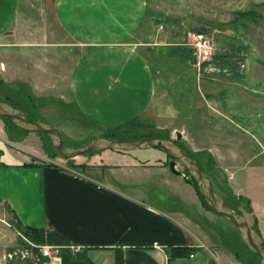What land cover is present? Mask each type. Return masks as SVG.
<instances>
[{"label": "crops", "instance_id": "1", "mask_svg": "<svg viewBox=\"0 0 264 264\" xmlns=\"http://www.w3.org/2000/svg\"><path fill=\"white\" fill-rule=\"evenodd\" d=\"M51 5L49 32L42 24L47 19L28 28L20 0H0V90H24L37 105L38 98L59 94L68 108L105 129L143 119L215 130V69L199 64L215 61V53L196 57L185 31L166 24L159 29L149 0H51ZM29 72L47 81L39 93L22 81ZM233 104L225 103L222 112ZM36 132L13 139L0 118V202L23 224L67 240L59 264L87 259L114 264L117 248L123 264H243L233 236L230 241L217 229L230 226L160 155L150 159L104 149L108 158L85 162L91 168L83 172L41 163L38 145L29 144L39 138ZM212 143L208 148L215 154ZM172 246H191L193 256L171 257Z\"/></svg>", "mask_w": 264, "mask_h": 264}, {"label": "rangeland", "instance_id": "2", "mask_svg": "<svg viewBox=\"0 0 264 264\" xmlns=\"http://www.w3.org/2000/svg\"><path fill=\"white\" fill-rule=\"evenodd\" d=\"M20 1L22 15L29 19L28 28L34 30L38 19H47L42 24L44 29L47 28L50 32L53 18L51 0ZM149 7L150 10H154V20L159 29L163 27L162 24H166L172 25L173 29L185 31L187 40L196 48V57L198 55L206 57L211 53L219 55L215 57V61L211 58L199 60L202 69H215V130L197 129V126H200L195 123L143 119L105 129L68 108L59 94L49 98H38L37 105L34 96L24 90L1 89L0 99L23 109L34 118L56 126L63 141L71 146L84 144L91 137L106 133L118 137L126 135L143 137L142 135L150 134L176 139V131L179 130L181 138L178 142L199 160L211 177L215 191L222 196L228 206L237 207L246 217L255 237L257 226L264 240V0H149ZM194 27L207 29L204 36L210 40V45L196 43ZM31 66L34 67L35 64L31 63L29 67ZM48 66H44L45 70L49 68ZM21 78L23 82L25 79L28 80L27 84L37 93L47 83L42 82L35 72H29ZM59 86L64 87L63 80ZM43 91L45 90L41 92ZM61 93L64 94L65 91ZM43 94L45 93L40 95ZM232 100L234 104L229 105L230 108L223 113L222 111L228 108L225 103L228 104V101L231 103ZM56 108H60L62 112L56 111ZM0 118L13 139L23 138L29 131L12 120L11 122L6 116ZM36 133L39 138L29 140V144L38 145L40 162L69 165L71 161L99 163L103 160L102 157L108 158L102 155V150L64 157L60 155L48 135L39 131ZM212 142H215V154L208 148ZM106 151V153L128 151L150 159L160 155L162 161L169 160V157L157 147ZM98 165L95 164L93 168L96 173ZM176 167L181 171L183 179L184 176L192 179L183 166L176 164ZM150 179L156 180L158 177L151 176ZM183 183L194 189L192 183L186 181ZM246 198L249 199L251 211L247 209ZM156 203L164 205L160 199ZM210 211L230 226V231L221 225L217 226V229L229 237L230 241L233 236L232 244L235 246L237 259L243 264H260L258 257L243 244L234 225ZM252 214L256 216V226ZM21 229L22 226L13 211L0 202V264L60 263L61 250L65 249L66 243L51 237H47L44 242L33 241L21 232Z\"/></svg>", "mask_w": 264, "mask_h": 264}, {"label": "water", "instance_id": "3", "mask_svg": "<svg viewBox=\"0 0 264 264\" xmlns=\"http://www.w3.org/2000/svg\"><path fill=\"white\" fill-rule=\"evenodd\" d=\"M0 116H8L15 124L26 129L44 131L60 155L64 157H74L78 154L104 149L133 150L150 147L161 149L169 157V169L173 173L180 174L181 171L176 167V164L186 168L210 209L234 224L242 241L252 252L258 255L260 263L264 264V246L252 235L246 217L225 204L222 196L215 191L209 174L199 164L198 160L176 141L181 138L179 130L176 131V139L156 136L118 137L114 135H97L91 137L84 144L71 146L63 141L62 135L56 126L28 116L23 109L3 99H0ZM184 179L187 182L191 181L190 177L184 176Z\"/></svg>", "mask_w": 264, "mask_h": 264}, {"label": "trees", "instance_id": "4", "mask_svg": "<svg viewBox=\"0 0 264 264\" xmlns=\"http://www.w3.org/2000/svg\"><path fill=\"white\" fill-rule=\"evenodd\" d=\"M193 31H195V32H205V31H207V29H205V28H202V27H194L193 28ZM215 57H219V55H215ZM10 103V102H9ZM26 114L28 115V116H30L27 112H26ZM30 117H32V116H30ZM6 118H8L10 121H11V119L8 117V116H6ZM32 118H34V117H32ZM12 122V121H11ZM39 132H41L42 134H46L44 131H39ZM47 135V134H46ZM106 135H108L107 133H106ZM111 135H115V134H111ZM143 137H148V136H156V137H165V138H168L167 136H162V135H150V134H146V135H142ZM119 137H132V136H130V135H126V136H119ZM177 142H178V140H176ZM179 143V142H178ZM181 146H183L181 143H179ZM184 147V146H183ZM57 149V148H56ZM186 149V148H185ZM116 150H119V149H116ZM187 150V149H186ZM188 151V150H187ZM189 152V151H188ZM88 153H90V152H88ZM168 156V155H167ZM198 160V159H197ZM198 162H199V160H198ZM41 163H43V162H41ZM43 164H52V163H43ZM162 164L163 165H168V161H166V160H163L162 161ZM199 164L201 165V163L199 162ZM71 167H73V168H75V169H77V170H79V171H86V169L90 166L89 164H87V163H85V162H77V161H71V163L69 164ZM202 166V165H201ZM185 170L188 172V170L185 168ZM189 173V172H188ZM193 179V178H192ZM191 179V183H192V185L194 186V189H195V191H196V193H197V195H198V197H199V199H200V201L202 202V204L206 207V208H208V209H210V207L208 206V204L206 203V201L204 200V197H203V195L198 191V189H197V187H196V184H195V182L193 181ZM224 202H225V200H224ZM245 202H246V204H248L247 205V209H248V211H251V207H250V205H249V199L248 198H246V200H245ZM225 204H226V202H225ZM233 209H235L237 212H239V213H241L240 211H239V209L237 208V207H235V206H231ZM14 213V212H13ZM15 214V213H14ZM242 214V213H241ZM15 217H16V219H17V221H18V223L20 224V226H22V229H21V232H23V233H25V235L29 238V239H31V240H33V241H37V242H44V241H46L47 240V237H51V238H54V239H56V241H59V242H62V243H66L67 244V240L62 236V235H60V234H58V233H56V232H54V231H52V230H49V229H46V228H44V227H39V226H32V225H28V224H23L19 219H18V217L16 216V214H15ZM252 218H253V221L255 222V226L257 225V221H256V216L254 215V214H252ZM249 223V222H248ZM250 225V224H249ZM252 226H250V228H251ZM251 232H252V228H251ZM255 232H256V237L253 235V233H252V235L255 237V238H257L261 243H262V245L264 246V240L262 239V237H261V234H260V231H259V229H258V227L256 226V230H255ZM243 242V241H242ZM243 244H245L244 242H243ZM246 245V244H245ZM247 246V245H246ZM193 247H191V246H181V247H177V246H172V247H170L169 248V250H168V254H169V256H174V255H188L189 254V252H190V250L192 249ZM254 253V252H253ZM255 254V253H254ZM255 256L256 257H258V255H256L255 254ZM259 259V258H258ZM86 264H90V261L87 259L86 260ZM114 264H123V255H122V253H121V251H120V249H116V251H115V258H114ZM245 264V263H244ZM261 264V263H260Z\"/></svg>", "mask_w": 264, "mask_h": 264}, {"label": "built area", "instance_id": "5", "mask_svg": "<svg viewBox=\"0 0 264 264\" xmlns=\"http://www.w3.org/2000/svg\"><path fill=\"white\" fill-rule=\"evenodd\" d=\"M196 35H197V44H199L200 42L203 43V44H206V45H210V40L207 39L205 36H204V32H195ZM188 256H193V252L190 251Z\"/></svg>", "mask_w": 264, "mask_h": 264}]
</instances>
